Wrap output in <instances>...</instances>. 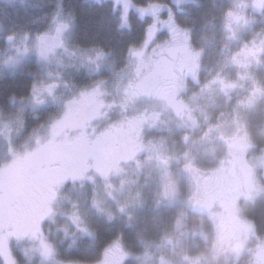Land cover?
<instances>
[{
    "label": "rangeland",
    "instance_id": "obj_1",
    "mask_svg": "<svg viewBox=\"0 0 264 264\" xmlns=\"http://www.w3.org/2000/svg\"><path fill=\"white\" fill-rule=\"evenodd\" d=\"M235 1L234 7L223 5V14L232 10L222 17L226 35L230 32L227 40L220 37V27L202 33L201 40L215 36L216 47L189 45L196 62L182 69L168 94H156V86L144 85L148 64L140 65L134 52L129 50L124 62H112L98 48L73 46L66 39L65 12L44 33L18 37L3 22L7 10L52 12V3L0 0V75L15 73L26 59L44 70L17 112L0 114V189L13 198L15 182L28 168L66 145L70 149L65 177L52 185L39 232L19 237L0 232L11 264H261L264 244L253 225L231 213L241 222V234L233 233L232 239L221 218L227 208L220 200L228 197L220 190L224 175L217 173L227 163L252 174L256 184V165L264 176V146L251 140L245 122L264 102V26L258 28L263 15L246 16L245 10L260 11L264 0ZM174 3L182 7L186 2ZM169 17L173 23L165 25L161 36L175 30L190 43L188 28ZM241 20L245 24L236 25ZM45 23L46 17L29 26ZM50 107L52 118L27 131L25 115ZM111 153L121 158H109ZM213 166L209 174L203 169ZM256 184L244 198L256 194ZM216 186L218 194L212 190ZM9 204L0 215L8 212L18 220L29 218L37 207L19 201L13 209ZM104 220L129 228L137 241L115 238L87 262L64 257L63 251L79 241L94 240L95 225ZM0 264H9L3 254Z\"/></svg>",
    "mask_w": 264,
    "mask_h": 264
},
{
    "label": "trees",
    "instance_id": "obj_2",
    "mask_svg": "<svg viewBox=\"0 0 264 264\" xmlns=\"http://www.w3.org/2000/svg\"><path fill=\"white\" fill-rule=\"evenodd\" d=\"M128 1H130L132 5L138 7H144L147 4L168 5L174 10V18L176 17L178 23L189 29L190 41L197 47H203L206 43L207 45L209 43L210 46L216 47V38H209L205 40V42L200 39V36L202 33L208 32L209 29L212 31L217 27L222 28L223 18L226 16L223 14V9H225L223 5H231L232 7L234 4L233 0ZM173 1L186 2L180 9L182 12L179 13L175 10ZM189 1L192 3L194 2V5H189ZM40 2L41 4L49 3V5L52 3V12H48L47 10L40 12L28 10L23 12L21 10L12 11L9 9L6 12L3 22L11 26L12 32L18 37L25 34L39 35L51 27L56 16L62 17V12H65L69 19L66 39L71 40L75 44L72 45L79 48H98L107 54L110 57L109 60H112V62H114L113 59L124 62L131 46L141 44L145 38L144 30L140 27L138 22L137 27L135 26L133 31L121 28L120 12L122 11H116L114 9L113 1L97 3L96 0H40ZM187 6H190V9L184 8ZM58 7L60 11H58ZM45 17L47 18V23L34 25L33 27L29 26L30 22L38 21ZM223 33L224 32L220 31L221 38ZM0 43L2 44L3 40ZM1 50L2 48L0 47V52ZM105 62L106 65H112L108 60ZM42 72H44V70L40 64L31 61V59H26L25 63L15 70V73L6 76L0 75V114L2 112L4 114H10L11 116L14 115L20 103L24 104L31 94L35 82L40 80L39 73L42 74ZM106 77H108L107 74ZM83 80H85V83L90 82L88 78H83ZM258 105L260 106L255 108V115L247 116L245 122L251 140L261 147L264 146V102H261V104L258 103ZM38 111L40 114L30 115L27 113L25 115L24 123L28 128L27 131L36 130L35 128L38 125H43V122L52 118V114H50L53 111L52 107L47 111L45 109ZM63 151H65V149ZM68 151L70 152V150ZM255 170L259 175L257 179L261 182L262 188L258 193L259 195L244 207V212L252 221L256 232L264 237V176L260 175L258 172V165H256ZM95 229L97 230L94 240L87 241L84 239L83 241H79L73 249L63 251L61 248L60 250L63 251L64 257L71 261L87 262L98 257L105 244L115 238L129 244L133 243V241H137L129 228L119 227L113 223L110 224L107 220L97 222ZM117 231L120 233H117ZM129 263L125 262V264Z\"/></svg>",
    "mask_w": 264,
    "mask_h": 264
},
{
    "label": "flooded vegetation",
    "instance_id": "obj_3",
    "mask_svg": "<svg viewBox=\"0 0 264 264\" xmlns=\"http://www.w3.org/2000/svg\"><path fill=\"white\" fill-rule=\"evenodd\" d=\"M96 1L97 3L114 2V9L116 11L121 10L123 12H120L121 28L133 31L134 27H137V24L139 23L140 27L144 30L145 38L139 46L133 45L130 50L134 52V58L139 61L140 65L146 66L148 64L147 66L149 69L143 73L144 85H146V87L151 85L156 86V94L158 92L168 94V91L172 88L173 83L182 78V69L185 67L190 68L197 59V56L190 52L189 45H191L194 49H196L195 47L197 46L191 43L190 38V43L188 44H185L183 41L186 34H175V30H170L168 37L164 38L161 36V34L164 33L162 30L165 25L168 23L171 25L173 23V20L168 19L170 18L169 16L174 17V10L166 4H147L144 7H138L132 5L128 0ZM250 10L254 15L258 13L260 16L264 11L263 8H260V11L254 8H251ZM177 11L179 13L182 12V10L179 9H177ZM263 16L260 17V21L258 22L259 26L264 25ZM237 18L238 16L234 17L233 20L237 21ZM239 24L243 26L245 24V20H241L236 23V25ZM227 26L226 30L228 31V28L230 27L229 25ZM157 38L158 42H155ZM165 39H168V46L166 45L167 42H165ZM138 47L140 48L139 52H137ZM189 79L190 78H186V80ZM74 147H78V143H76ZM64 149L65 151H63ZM64 149L55 153L53 156L51 155L48 160L39 162V164L28 168V170H26V172H24V174L15 182V186L17 188H15V194L12 189L13 198L8 197L7 193L0 189V210L7 208L8 205H10L9 202L12 203L11 207L14 209L16 207L14 203L19 201V205L21 206H25L27 204H31V206H38L42 201H47V185L49 178L57 172H62L64 162L67 156L70 155L68 145H66ZM123 150L124 149L121 151ZM108 157L121 158V156L117 154L112 155V153L111 156ZM240 169L231 168V165L227 163L225 168L221 172L217 173V175H224L223 181L219 182V184H221L220 190L223 191L224 196L228 197L223 199L221 198L220 200V202H222V200L225 201L224 203L227 208L221 217L222 224L232 233V239H235V235L241 234V222L231 213L240 216L242 219L245 218L243 215V208L246 204L252 201L251 199L253 197L259 195L258 193L262 188L261 182L258 179L256 184L252 174L246 173L244 170ZM252 184H256V187H254L257 190L256 194L252 198H244L243 195L249 192ZM206 186V190L211 193V186ZM10 189L11 188H9V191ZM216 189L217 186L214 189L212 188V190L218 194ZM192 213L202 214L200 211L195 210H193ZM6 214L7 215H0V224L3 225L0 226V232L3 234L9 233L12 230L11 224L7 223V221L11 220L10 214H8V212ZM261 261V264H264V254Z\"/></svg>",
    "mask_w": 264,
    "mask_h": 264
},
{
    "label": "snow or ice",
    "instance_id": "obj_4",
    "mask_svg": "<svg viewBox=\"0 0 264 264\" xmlns=\"http://www.w3.org/2000/svg\"><path fill=\"white\" fill-rule=\"evenodd\" d=\"M66 173L64 172H57L56 174L52 175L49 178L48 185H47V191L48 193H52V185L58 184L64 179V175ZM48 208L46 200L42 201L31 213L30 217L24 220H18V219H11L7 221V223L11 224V232H9V235H15L17 237L21 235H32L35 236L39 232V221L43 217V215L47 214ZM0 226H3L0 224ZM5 236L0 235V254L5 255L6 259L9 260V264H11V258L7 253L6 247L4 245ZM42 246L44 250V254H48L50 249L47 245L43 244Z\"/></svg>",
    "mask_w": 264,
    "mask_h": 264
}]
</instances>
